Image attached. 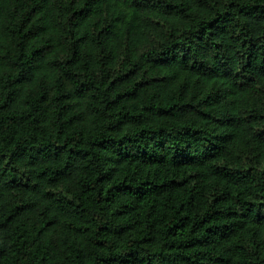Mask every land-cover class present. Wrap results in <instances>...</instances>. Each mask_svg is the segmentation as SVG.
<instances>
[{
    "label": "trees",
    "instance_id": "obj_1",
    "mask_svg": "<svg viewBox=\"0 0 264 264\" xmlns=\"http://www.w3.org/2000/svg\"><path fill=\"white\" fill-rule=\"evenodd\" d=\"M0 264H264V0H0Z\"/></svg>",
    "mask_w": 264,
    "mask_h": 264
}]
</instances>
